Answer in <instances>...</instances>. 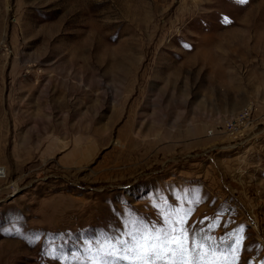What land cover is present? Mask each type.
<instances>
[{"label":"rangeland","instance_id":"rangeland-1","mask_svg":"<svg viewBox=\"0 0 264 264\" xmlns=\"http://www.w3.org/2000/svg\"><path fill=\"white\" fill-rule=\"evenodd\" d=\"M263 119L264 0H0V264H264Z\"/></svg>","mask_w":264,"mask_h":264},{"label":"built area","instance_id":"built-area-1","mask_svg":"<svg viewBox=\"0 0 264 264\" xmlns=\"http://www.w3.org/2000/svg\"><path fill=\"white\" fill-rule=\"evenodd\" d=\"M254 124V118L249 109H243L234 118L227 121L224 128L229 132H235L240 128H248ZM264 124V119L261 122ZM224 129V130H225ZM7 175V170L3 164L0 163V178H4Z\"/></svg>","mask_w":264,"mask_h":264}]
</instances>
